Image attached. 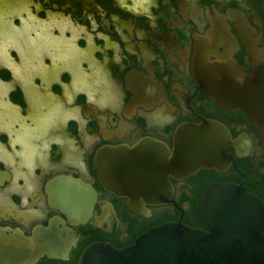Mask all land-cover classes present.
I'll use <instances>...</instances> for the list:
<instances>
[{"label":"flooded vegetation","instance_id":"flooded-vegetation-1","mask_svg":"<svg viewBox=\"0 0 264 264\" xmlns=\"http://www.w3.org/2000/svg\"><path fill=\"white\" fill-rule=\"evenodd\" d=\"M11 4L0 14V233L33 250L37 233L52 228L70 246L66 258L44 253L34 264H79L93 243L129 246L170 221L207 229L197 205L215 183H238L264 202L257 122L221 107L201 81L202 67L225 52L223 33L247 74L264 69V0ZM245 30L256 35L257 58ZM211 120L230 132L229 167L172 170L179 132ZM143 141L165 149L168 162L156 165L165 195L134 204L116 190L109 150ZM76 204L88 205L85 217Z\"/></svg>","mask_w":264,"mask_h":264},{"label":"water","instance_id":"water-1","mask_svg":"<svg viewBox=\"0 0 264 264\" xmlns=\"http://www.w3.org/2000/svg\"><path fill=\"white\" fill-rule=\"evenodd\" d=\"M242 37L252 55L259 57L253 31H243ZM219 38V43L225 41L227 46L225 52L215 53L218 60L212 66L202 67L203 88L221 107L245 109L264 136V69L247 74L233 58L235 38L226 33ZM230 137L229 130L213 120L185 127L178 134L172 159H168L171 169L188 174L202 167L228 168L232 161L226 152ZM146 142L109 150L114 156L110 176L118 183L116 190L134 204L156 203L154 200L161 201L165 195L157 187L164 182L161 169L156 173L159 164L168 162L165 149ZM88 211V205L76 204L74 214L81 218ZM197 215L207 229L166 222L141 234L129 246L93 243L84 250L79 264H264V202L259 196L235 182L215 183L200 196ZM34 240L32 250L25 241L0 233V264H34L44 253L51 258L67 257L70 246L52 228L39 231Z\"/></svg>","mask_w":264,"mask_h":264},{"label":"rangeland","instance_id":"rangeland-1","mask_svg":"<svg viewBox=\"0 0 264 264\" xmlns=\"http://www.w3.org/2000/svg\"><path fill=\"white\" fill-rule=\"evenodd\" d=\"M18 0H1L2 4H0V14L3 13L5 10H8L10 6V3L17 2Z\"/></svg>","mask_w":264,"mask_h":264}]
</instances>
